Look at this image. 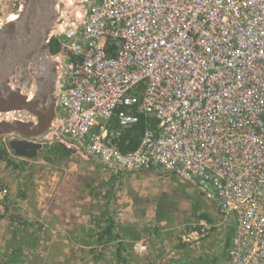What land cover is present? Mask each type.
I'll list each match as a JSON object with an SVG mask.
<instances>
[{
    "label": "built area",
    "instance_id": "obj_1",
    "mask_svg": "<svg viewBox=\"0 0 264 264\" xmlns=\"http://www.w3.org/2000/svg\"><path fill=\"white\" fill-rule=\"evenodd\" d=\"M52 39L63 61L59 112L29 141L118 173L157 168L199 183L234 224L224 264H264V0H75ZM132 108L156 129L121 153L110 136L138 122ZM7 197L0 186V216ZM209 231L194 224L181 242Z\"/></svg>",
    "mask_w": 264,
    "mask_h": 264
},
{
    "label": "rangeland",
    "instance_id": "obj_2",
    "mask_svg": "<svg viewBox=\"0 0 264 264\" xmlns=\"http://www.w3.org/2000/svg\"><path fill=\"white\" fill-rule=\"evenodd\" d=\"M23 3L24 0H0V27L19 13ZM1 143L0 147H5ZM46 148L33 159L15 157L8 150L15 166L0 159V186L8 191L6 209L0 216V264H10L13 250L9 242L16 230L24 232V237L28 235V246L22 247L17 264L46 263L41 256L45 251L39 244L46 237L37 242L30 235L38 232L41 211L84 214L94 222L108 201L115 231L125 228V216L135 213L143 217L135 219L140 225L129 229L140 236L138 242L148 243L147 249L137 253V241L128 239L121 259L117 256V243L113 242L87 250L86 257L80 252V264H92L94 260L98 264L225 263V231L232 225L222 223L216 206L206 198L199 183L187 182L157 168L118 173L97 160L73 154L65 158L48 153ZM159 213H163V218L157 223ZM201 214L208 215L211 223L199 219ZM200 222L210 227L209 235L198 244L182 243L181 236Z\"/></svg>",
    "mask_w": 264,
    "mask_h": 264
},
{
    "label": "water",
    "instance_id": "obj_3",
    "mask_svg": "<svg viewBox=\"0 0 264 264\" xmlns=\"http://www.w3.org/2000/svg\"><path fill=\"white\" fill-rule=\"evenodd\" d=\"M75 0H24L16 20L0 27V137L12 155L33 159L42 151L36 139L53 126L59 112L63 61L50 41Z\"/></svg>",
    "mask_w": 264,
    "mask_h": 264
},
{
    "label": "crops",
    "instance_id": "obj_4",
    "mask_svg": "<svg viewBox=\"0 0 264 264\" xmlns=\"http://www.w3.org/2000/svg\"><path fill=\"white\" fill-rule=\"evenodd\" d=\"M107 203L105 208L110 204ZM136 218H141V216L135 213L125 216L126 229H122L123 232L120 231L122 235L127 230L129 231V228L132 227L131 229H133V227L140 225L139 222H136ZM38 223H40L39 228H36L38 232H30V235L35 237L37 242L39 238L46 237L39 242L42 250L45 251L41 254L44 257L43 261L46 262L45 264H75L76 261V264H80L77 260L80 252L86 257L87 250L92 251V249L102 248L95 242V233L98 226L104 225V220H102L101 216L99 220L95 218L94 222H92L84 214L75 213L73 215L70 212L67 214L62 212L61 214L58 210L54 213L43 210ZM122 238L125 246L128 239ZM110 243L105 246H109ZM92 264H98V262L94 260Z\"/></svg>",
    "mask_w": 264,
    "mask_h": 264
},
{
    "label": "trees",
    "instance_id": "obj_5",
    "mask_svg": "<svg viewBox=\"0 0 264 264\" xmlns=\"http://www.w3.org/2000/svg\"><path fill=\"white\" fill-rule=\"evenodd\" d=\"M59 50V44L57 42L56 39H51L50 41V52L51 54H56ZM120 111L123 110V108L119 109ZM132 111L134 113H136V115L138 116V122L133 125L132 127L128 128L127 130L123 131L120 133V135H111L110 136V143L111 145L119 152L121 153H127V152H131L134 151L135 149H137V147L140 144V140L141 137L144 133V131L146 130V128H152V129H156V122L154 120H148L145 118L144 115L137 113L136 108H132ZM117 127V121L114 118L111 119V128L114 131ZM47 152L51 153V154H58L61 155L62 157H69L70 155H72V153L66 149H64L62 146L60 145H54L51 147H47ZM9 149L7 147H0V159H4L5 161H7L9 164L14 165L12 161V156L8 151ZM109 204V201L108 203ZM102 220H104V225L102 226H98L96 233H95V242L97 243V245L99 247H103L105 245H107L110 242H116L117 243V247H116V251H117V256L120 257L121 259L122 256H120L121 252L124 250V245L122 242V237L127 238L131 241H137L138 239H140V236L134 232L131 233V231L127 230L126 233H124L123 235L121 234L119 230L118 233H116V227L115 226V222L114 220L110 217L109 215V208H105L104 212L101 215ZM163 218V213H159L157 215V223L161 222ZM166 218H168V216L166 215ZM199 219H203L205 221H207L208 223H211L210 218L208 217V215L206 214H201L199 216ZM231 227H227L226 231H225V252H226V259L228 257V250L231 246V240L232 237L234 235L235 232V228H234V224L231 223ZM191 230V229H190ZM123 232V231H122ZM20 234V235H19ZM24 232L20 231V230H16L15 234L12 236V239L9 242V248H11L13 250V252H11V254H9V263L10 264H17L18 262V256L22 255V251H23V246H28V235H26L27 237H24ZM20 236V240L19 237ZM124 264L125 261H123Z\"/></svg>",
    "mask_w": 264,
    "mask_h": 264
},
{
    "label": "bare ground",
    "instance_id": "obj_6",
    "mask_svg": "<svg viewBox=\"0 0 264 264\" xmlns=\"http://www.w3.org/2000/svg\"><path fill=\"white\" fill-rule=\"evenodd\" d=\"M16 18H17V15H16L12 20H10V21L16 20ZM7 22H9V21H7ZM7 22H6V23H7Z\"/></svg>",
    "mask_w": 264,
    "mask_h": 264
}]
</instances>
